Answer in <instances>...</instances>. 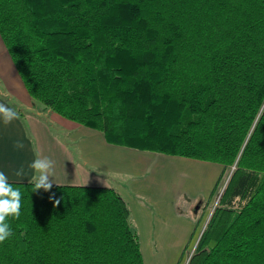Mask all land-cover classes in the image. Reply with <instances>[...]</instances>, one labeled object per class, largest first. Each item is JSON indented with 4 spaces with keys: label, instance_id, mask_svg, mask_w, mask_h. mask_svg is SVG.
I'll return each mask as SVG.
<instances>
[{
    "label": "trees",
    "instance_id": "1",
    "mask_svg": "<svg viewBox=\"0 0 264 264\" xmlns=\"http://www.w3.org/2000/svg\"><path fill=\"white\" fill-rule=\"evenodd\" d=\"M0 34L46 108L222 164L209 202L235 166L187 264H264V0H0ZM10 183L22 208L0 264H145L115 187Z\"/></svg>",
    "mask_w": 264,
    "mask_h": 264
},
{
    "label": "rangeland",
    "instance_id": "2",
    "mask_svg": "<svg viewBox=\"0 0 264 264\" xmlns=\"http://www.w3.org/2000/svg\"><path fill=\"white\" fill-rule=\"evenodd\" d=\"M25 120L36 148L46 140L52 156L55 151L64 155L65 146L68 151L77 149L78 161H88L91 169L92 177L86 183L106 184L123 195L145 264L188 263L235 166L226 170L217 194L209 202L223 168L218 162L112 144L102 131L82 124L90 135L83 134L82 129H63L56 123L48 125L42 134L38 123L32 122L35 120ZM67 168L70 174L79 169Z\"/></svg>",
    "mask_w": 264,
    "mask_h": 264
},
{
    "label": "crops",
    "instance_id": "3",
    "mask_svg": "<svg viewBox=\"0 0 264 264\" xmlns=\"http://www.w3.org/2000/svg\"><path fill=\"white\" fill-rule=\"evenodd\" d=\"M0 103H4L9 107L16 109L18 112L21 110L24 115L20 114V119L13 121L5 126L0 122V171H3L9 178V181H29V177L18 180L13 175V172L21 164L27 169V164L30 163L37 155L47 156L55 161V174L53 183L57 184H84V185H97L86 183L91 179V169L87 166L88 161L80 163L77 159V149L68 151L67 147L64 148V155L60 151H55V156L50 152L49 142L42 136L44 143L39 148H36L33 139L30 135L25 119L35 120L33 123H38V131L42 134L48 130V125L55 123L61 128L66 129H82V125L72 120L66 119L59 114L53 112L49 108L43 107L39 101H36L29 93L25 86L21 75L19 74L15 63L8 51V48L0 34ZM51 112V113H50ZM52 116L54 119H46ZM43 122V125L39 124ZM85 128V127H84ZM89 129H82L90 135ZM72 138L77 139L76 136L71 135ZM78 136V135H77ZM95 136V134H93ZM51 136L49 132L47 139ZM23 140L24 149L17 151L13 148L16 140ZM53 141L56 139L52 138ZM63 146V144H62ZM78 161V162H77ZM79 167L76 172L70 174L67 172V167ZM31 173L29 172V176ZM59 176V180L56 177ZM63 179V181L61 180ZM106 185V184H101ZM109 186V185H108ZM120 193V192H119ZM122 195V194H121ZM123 196V195H122Z\"/></svg>",
    "mask_w": 264,
    "mask_h": 264
},
{
    "label": "clouds",
    "instance_id": "4",
    "mask_svg": "<svg viewBox=\"0 0 264 264\" xmlns=\"http://www.w3.org/2000/svg\"><path fill=\"white\" fill-rule=\"evenodd\" d=\"M19 112L4 103H0V122L5 126L13 121L19 120ZM25 147L23 140H16L13 148L17 151ZM29 172L31 175L29 176ZM55 174V161L47 156L37 155L30 163L27 169L23 164L16 168L13 175L18 180L29 177V183L32 184V191L37 192L43 189L49 192L53 186ZM53 193L49 198L54 199ZM59 203V201H56ZM22 208V193L20 188L10 183L8 176L0 171V243L9 239L13 235L10 219H18Z\"/></svg>",
    "mask_w": 264,
    "mask_h": 264
}]
</instances>
